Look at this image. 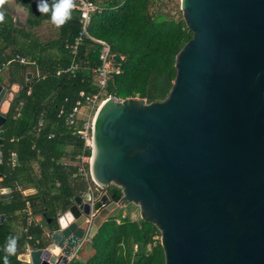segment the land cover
Instances as JSON below:
<instances>
[{
  "label": "water",
  "instance_id": "obj_1",
  "mask_svg": "<svg viewBox=\"0 0 264 264\" xmlns=\"http://www.w3.org/2000/svg\"><path fill=\"white\" fill-rule=\"evenodd\" d=\"M180 9L192 36L167 96L99 105L90 165L98 192L46 218L48 243L22 264H69L128 203L159 230L164 264H264V0H180ZM6 96L0 84V104ZM5 122L0 113V145ZM110 185L121 189L117 201ZM10 198L0 184V200Z\"/></svg>",
  "mask_w": 264,
  "mask_h": 264
},
{
  "label": "trees",
  "instance_id": "obj_2",
  "mask_svg": "<svg viewBox=\"0 0 264 264\" xmlns=\"http://www.w3.org/2000/svg\"><path fill=\"white\" fill-rule=\"evenodd\" d=\"M14 1L27 11V28L14 24L8 7L0 6L4 14L0 22V65L9 62L6 83V76L0 75V84L20 85L2 127L5 137L0 145L3 165L0 184L11 189V198L7 204L0 200V214L4 215V221L0 222V264H5V257L8 264H22L17 256L26 244L44 247L49 241L43 229L48 225L46 218L54 219L64 212L72 198L85 192L88 183H92L75 176L76 167L63 165L61 159L67 156L74 160L83 147V140L66 124L75 103L83 99L79 93L98 92L93 70L99 64L100 46L84 38L72 52L71 46L80 31L79 12L70 9V18L59 27L55 24L56 35L41 41L32 29L44 21H53L52 9L58 1ZM90 1L102 10L92 14L88 32L106 41L111 52L123 58L117 62L120 71L112 73L107 81L105 95L119 99L143 98L147 103L163 100L176 75L175 57L192 36L183 18L174 19L155 10L154 3L159 0ZM38 4L47 5L49 10L41 13ZM16 55L34 64H21ZM73 61L79 64L77 70L56 75L57 70L67 68ZM30 67L35 75L27 79L32 71ZM11 152L15 153L13 165ZM18 187L24 191L32 188V191L29 189L23 194ZM107 191L113 201L121 197V189L116 185H110ZM26 201L30 203L35 223L28 226L27 233H17L13 219L20 212L21 226H25L26 216L21 210ZM117 219L105 221L89 241L93 250L90 256L85 260L72 259L69 264L165 263L158 239L160 232L154 224L141 218L122 217V211L119 222ZM27 235L32 239H27ZM12 239L17 241L15 255L7 251Z\"/></svg>",
  "mask_w": 264,
  "mask_h": 264
},
{
  "label": "built area",
  "instance_id": "obj_3",
  "mask_svg": "<svg viewBox=\"0 0 264 264\" xmlns=\"http://www.w3.org/2000/svg\"><path fill=\"white\" fill-rule=\"evenodd\" d=\"M32 3H40L44 0H30ZM58 1V0H57ZM118 1V0H116ZM73 10H77L79 12V22H80V31L79 34L75 37L74 43L71 46L73 48L72 52H75V48L80 45L84 38H88L92 42L98 44L100 46L99 48V55L98 60L99 64L97 67L93 70L96 77V85L98 87V92L94 94L85 95L83 92H80L79 95L83 98L82 100H78L75 103V106L72 108L71 112L68 114L66 119V124L68 126H71L74 128L73 133H76L79 135V137L83 140V147L81 151L76 155L75 157V176L83 178L86 182H92L91 179V171H90V165H91V153H92V129H93V122H94V116L97 111V108L99 105L107 98L113 97L110 94L105 95V88L107 81L112 73H118L120 71L119 65L117 64V61L113 60V56L116 55L111 52L110 45L101 39H97L90 35L88 32V26L90 24L91 16L95 12H101L102 7L98 5L97 3L90 1V0H73ZM16 59L19 60L21 64H30L33 65L34 62L25 58L21 57L19 55H16ZM9 64L3 63L0 65V75L4 72L6 69V66ZM79 68L78 62L73 61L70 66H68L65 69H59L56 71V75H59L62 72H74ZM27 94H30V90H27ZM105 95V96H104ZM116 100H120L119 98L114 97ZM22 103L20 102L19 105ZM88 107L89 113L86 116L85 120L79 124V118L82 108ZM96 110V111H95ZM18 111V108H17ZM93 112V114H92ZM19 113L17 112L16 115ZM41 121L39 122V125H41ZM51 136V135H50ZM15 153L11 152L10 154V164H14L15 160ZM20 191L23 192V194L26 193L21 187H18ZM88 192H91L92 195L96 192H98V187L95 186V184L88 183L87 190ZM94 196L92 197L93 200ZM92 204V202H91ZM22 213L25 214L26 218V224L22 228V231L24 233H27V228L29 225L35 223V217L32 214L31 206L28 201H26L24 208L21 210ZM94 216V213L92 210H90L89 217L86 218V220H91ZM27 239H32L31 235H27ZM35 243H38V240H35ZM30 245L26 244L23 247V250L21 253L18 254L17 259L20 260L22 263H30V255L29 252L31 250ZM77 251H74L70 259L77 258L76 255Z\"/></svg>",
  "mask_w": 264,
  "mask_h": 264
},
{
  "label": "rangeland",
  "instance_id": "obj_4",
  "mask_svg": "<svg viewBox=\"0 0 264 264\" xmlns=\"http://www.w3.org/2000/svg\"><path fill=\"white\" fill-rule=\"evenodd\" d=\"M5 5L9 9L8 14L12 17V21L14 22V24H16L17 26L21 28L26 29L27 28V26L25 25V16L27 12L26 9L22 5L15 2L14 0H8V2L5 3ZM154 7H155V10L161 12L162 14L168 17H171L174 19H177L180 16L182 17V11L180 9V0H159L158 2L154 3ZM32 32L35 36L38 37L39 40L46 41L56 35L57 27L53 21H44L42 26H37L33 28ZM2 74L4 76L7 75L6 69ZM8 88L10 89V86ZM88 113H89L88 107L82 108L81 113L79 115L80 116L79 124H81L85 120ZM122 211H124L122 212V217L126 216L127 218H130L131 220H138L140 218L139 217L140 208L138 204L128 203L122 209ZM116 217H118L117 220H120L119 219L120 212L117 214ZM160 237L161 235H159L158 237L159 241H160ZM86 252H87V244L85 243L81 245V247L77 250L76 252L77 258L79 257L85 258L87 254Z\"/></svg>",
  "mask_w": 264,
  "mask_h": 264
},
{
  "label": "crops",
  "instance_id": "obj_5",
  "mask_svg": "<svg viewBox=\"0 0 264 264\" xmlns=\"http://www.w3.org/2000/svg\"><path fill=\"white\" fill-rule=\"evenodd\" d=\"M26 17H27V12H26V16H25V20H26ZM43 25V22L39 25V26H42ZM9 48H11V45L9 46ZM8 50V49H7ZM6 50V51H7ZM31 68V67H30ZM31 70L33 71V68H31ZM30 74H31V77H32V75H35L34 74V72H29ZM3 75V74H2ZM30 77V78H31ZM6 80H7V75H6ZM6 80L4 79V82L6 83ZM2 86H4V87H6L5 85H3V84H1ZM6 89H7V96L4 98V100L2 101V103L0 104V113H3V114H6V112L8 111V109H9V107H10V104H11V101L13 100V98H14V96H15V94L20 90V85L19 84H17V83H13V84H11L10 85V89L8 88V87H6ZM61 163L63 164V165H72V166H74L75 167V159L74 160H71L69 157H67V156H64V157H62V159H61ZM34 167H35V169H37V165L36 164H34ZM29 189H31V190H29ZM29 189H26V191L27 190H29V191H32V188H29ZM87 192V191H86ZM10 200V199H9ZM123 209V208H122ZM122 209H121V211H122ZM122 212H124V211H122ZM124 214V213H123ZM17 217H16V216ZM15 218L13 219V227H14V231L15 232H17V233H19V232H22V226H21V220H20V218H21V214H20V212H16L15 213ZM125 215V214H124ZM117 222H119V220H116ZM43 229H44V232H45V234L48 232V225H45L44 227H43ZM91 240V239H90ZM90 240H88V239H86L85 241H84V243L83 244H87V254H86V256H85V258H83V257H79V259L81 260H85L88 256H90L91 254H92V252H93V250L90 248V246H89V241ZM82 244V245H83Z\"/></svg>",
  "mask_w": 264,
  "mask_h": 264
},
{
  "label": "clouds",
  "instance_id": "obj_6",
  "mask_svg": "<svg viewBox=\"0 0 264 264\" xmlns=\"http://www.w3.org/2000/svg\"><path fill=\"white\" fill-rule=\"evenodd\" d=\"M7 2L8 0H0V6H3ZM72 6L73 0H58V3L53 6L52 20L57 25V27L61 26L68 18H70V9L72 8ZM37 7L41 13L47 12L49 10L47 5L38 4ZM3 20L4 14L0 12V22H3ZM16 244V239H12L7 249L10 255H15ZM4 259L5 264H8V258L5 257Z\"/></svg>",
  "mask_w": 264,
  "mask_h": 264
},
{
  "label": "bare ground",
  "instance_id": "obj_7",
  "mask_svg": "<svg viewBox=\"0 0 264 264\" xmlns=\"http://www.w3.org/2000/svg\"><path fill=\"white\" fill-rule=\"evenodd\" d=\"M93 160H94V158H93ZM93 179L95 180V178L93 177Z\"/></svg>",
  "mask_w": 264,
  "mask_h": 264
}]
</instances>
